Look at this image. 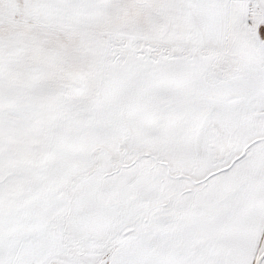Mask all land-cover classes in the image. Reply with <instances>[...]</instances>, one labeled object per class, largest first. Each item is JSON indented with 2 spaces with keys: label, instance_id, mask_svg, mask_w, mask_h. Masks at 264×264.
Wrapping results in <instances>:
<instances>
[{
  "label": "snow or ice",
  "instance_id": "snow-or-ice-1",
  "mask_svg": "<svg viewBox=\"0 0 264 264\" xmlns=\"http://www.w3.org/2000/svg\"><path fill=\"white\" fill-rule=\"evenodd\" d=\"M0 264H264V0H0Z\"/></svg>",
  "mask_w": 264,
  "mask_h": 264
}]
</instances>
